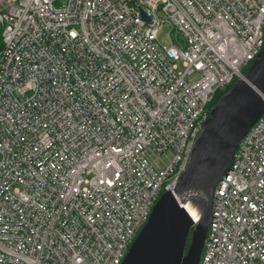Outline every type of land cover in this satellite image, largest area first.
<instances>
[{
	"label": "built area",
	"instance_id": "built-area-1",
	"mask_svg": "<svg viewBox=\"0 0 264 264\" xmlns=\"http://www.w3.org/2000/svg\"><path fill=\"white\" fill-rule=\"evenodd\" d=\"M0 26V264H119L259 52L264 0H0ZM199 264H264V111Z\"/></svg>",
	"mask_w": 264,
	"mask_h": 264
},
{
	"label": "water",
	"instance_id": "water-1",
	"mask_svg": "<svg viewBox=\"0 0 264 264\" xmlns=\"http://www.w3.org/2000/svg\"><path fill=\"white\" fill-rule=\"evenodd\" d=\"M243 76L210 107L185 169L172 190L163 191L153 203L119 264H198L213 188L228 169L237 143L264 110V36Z\"/></svg>",
	"mask_w": 264,
	"mask_h": 264
},
{
	"label": "rangeland",
	"instance_id": "rangeland-1",
	"mask_svg": "<svg viewBox=\"0 0 264 264\" xmlns=\"http://www.w3.org/2000/svg\"><path fill=\"white\" fill-rule=\"evenodd\" d=\"M168 31H169V26L168 25H163L162 28L158 31L157 34V40L159 43L162 45V47L167 48L170 44V39L168 36ZM171 38L175 40L177 38V35H170Z\"/></svg>",
	"mask_w": 264,
	"mask_h": 264
},
{
	"label": "trees",
	"instance_id": "trees-1",
	"mask_svg": "<svg viewBox=\"0 0 264 264\" xmlns=\"http://www.w3.org/2000/svg\"><path fill=\"white\" fill-rule=\"evenodd\" d=\"M0 46H1V26H0ZM227 87H228V86H227ZM227 87L224 88V89H222V90H218V91L215 93V95H214V97H213V100H212L211 103H210L211 105L217 100V98L219 97V95L227 89Z\"/></svg>",
	"mask_w": 264,
	"mask_h": 264
},
{
	"label": "bare ground",
	"instance_id": "bare-ground-1",
	"mask_svg": "<svg viewBox=\"0 0 264 264\" xmlns=\"http://www.w3.org/2000/svg\"><path fill=\"white\" fill-rule=\"evenodd\" d=\"M237 79H244L243 74H242V77H240V78H236L235 80H237ZM235 80H234V81H235ZM234 81H233V82H234ZM263 97H264V96H263ZM263 97H262V99H263ZM263 101H264V99H263ZM263 111H264V110H263ZM262 113H263V112H262ZM262 113H261V114H262ZM261 114H260V115H261ZM259 117H260V116H259ZM244 134H245V133H244ZM244 134H243V135H244ZM241 138H242V137H241ZM239 141H240V140H239ZM237 144H238V143H237ZM210 211H211V207H210ZM209 217H210V216H209ZM198 264H199V262H198Z\"/></svg>",
	"mask_w": 264,
	"mask_h": 264
},
{
	"label": "flooded vegetation",
	"instance_id": "flooded-vegetation-1",
	"mask_svg": "<svg viewBox=\"0 0 264 264\" xmlns=\"http://www.w3.org/2000/svg\"><path fill=\"white\" fill-rule=\"evenodd\" d=\"M186 245H187V241H186Z\"/></svg>",
	"mask_w": 264,
	"mask_h": 264
}]
</instances>
